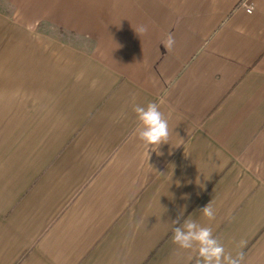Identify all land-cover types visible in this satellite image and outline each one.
I'll list each match as a JSON object with an SVG mask.
<instances>
[{
	"label": "crops",
	"instance_id": "1",
	"mask_svg": "<svg viewBox=\"0 0 264 264\" xmlns=\"http://www.w3.org/2000/svg\"><path fill=\"white\" fill-rule=\"evenodd\" d=\"M4 1L0 264H196L178 217L264 264V0Z\"/></svg>",
	"mask_w": 264,
	"mask_h": 264
},
{
	"label": "clouds",
	"instance_id": "2",
	"mask_svg": "<svg viewBox=\"0 0 264 264\" xmlns=\"http://www.w3.org/2000/svg\"><path fill=\"white\" fill-rule=\"evenodd\" d=\"M140 32H146L147 28H140ZM174 38L169 33L166 37L164 47L170 48ZM133 111L136 115L137 126L134 135L148 149L157 151L162 144L169 143V123L164 114L160 111L158 102H149L146 105H134ZM186 207V206H185ZM208 220L215 219V213L208 203L200 210ZM181 216L183 211H181ZM174 223L180 225L173 231L172 241L183 250L196 253V264H243V253L236 256L226 252L224 245L214 236L211 227L203 226L191 219L183 220L181 224L178 217Z\"/></svg>",
	"mask_w": 264,
	"mask_h": 264
},
{
	"label": "rangeland",
	"instance_id": "3",
	"mask_svg": "<svg viewBox=\"0 0 264 264\" xmlns=\"http://www.w3.org/2000/svg\"><path fill=\"white\" fill-rule=\"evenodd\" d=\"M12 11H13L12 6L8 5L4 0H0V12H4L6 14H10ZM1 20H3V19L0 18V24H2ZM88 46H91V45H88Z\"/></svg>",
	"mask_w": 264,
	"mask_h": 264
},
{
	"label": "built area",
	"instance_id": "4",
	"mask_svg": "<svg viewBox=\"0 0 264 264\" xmlns=\"http://www.w3.org/2000/svg\"><path fill=\"white\" fill-rule=\"evenodd\" d=\"M249 11H252V8L251 7L249 8Z\"/></svg>",
	"mask_w": 264,
	"mask_h": 264
}]
</instances>
